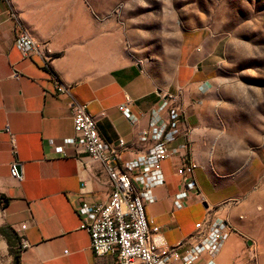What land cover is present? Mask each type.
Returning a JSON list of instances; mask_svg holds the SVG:
<instances>
[{
    "label": "crops",
    "instance_id": "1",
    "mask_svg": "<svg viewBox=\"0 0 264 264\" xmlns=\"http://www.w3.org/2000/svg\"><path fill=\"white\" fill-rule=\"evenodd\" d=\"M82 19L81 0H0V228L12 227L20 245L22 240L28 244L21 247V264H115L112 255H94L90 234L80 228L76 214L82 201L108 202L109 177L88 154L64 145L74 136L71 98L55 93L50 71L73 86V97L87 105L107 142H126L121 162L154 144L140 143L139 134L149 129L150 114L165 95L177 97L184 114L177 124L181 135L168 144L172 157L135 180L138 188L149 187L146 215L161 227L169 246L189 237L210 213L226 217L221 207L225 199L251 191L244 188L242 176L211 172V166L225 165L218 157L209 158L210 142L217 134V119L209 106L214 79L210 71L186 63L166 77L134 62L104 63L82 47ZM21 30L33 36L40 53L26 57L18 50L15 38ZM126 96L133 100L137 124L119 109ZM160 114L169 116L166 109ZM59 146H64V153L57 152ZM15 162L19 179L10 172ZM190 163L196 165L189 180L195 181L198 198L182 187L178 174ZM263 163L252 161L249 171H260ZM244 245L242 237L231 233L214 258L204 254L196 264H245ZM0 264H15L1 234Z\"/></svg>",
    "mask_w": 264,
    "mask_h": 264
},
{
    "label": "rangeland",
    "instance_id": "2",
    "mask_svg": "<svg viewBox=\"0 0 264 264\" xmlns=\"http://www.w3.org/2000/svg\"><path fill=\"white\" fill-rule=\"evenodd\" d=\"M81 7L82 47L104 63L134 62L166 77L190 63L213 75L209 158L225 167L210 169L242 176L251 189L225 199L221 219L244 239V263L264 264V163L249 171L264 160V0H81Z\"/></svg>",
    "mask_w": 264,
    "mask_h": 264
},
{
    "label": "built area",
    "instance_id": "3",
    "mask_svg": "<svg viewBox=\"0 0 264 264\" xmlns=\"http://www.w3.org/2000/svg\"><path fill=\"white\" fill-rule=\"evenodd\" d=\"M15 45L26 57L40 53L37 42L26 30L18 32ZM13 75L18 76L17 73ZM50 75L55 93L71 98L74 136L66 139L64 145L88 154L93 161L102 165L109 177L111 189L106 204L82 201L76 209L81 220L80 228L90 234V248L94 255L98 258L112 255L115 264H196L204 254L214 258L228 235L235 233L229 221L210 213L195 226V231L189 237L177 245L169 246L162 236L161 227L146 215L145 194L149 187L140 189L135 182L136 177L151 174L159 169L162 161L173 155L168 144L181 135L177 124L184 114L177 97L165 95L150 114L149 129L139 134L140 143L154 144L134 159L121 162V152L126 149V142L123 139L117 145L107 142L99 131L96 119L87 111V105L73 97V86L51 71ZM132 105L133 100L126 96L119 109L132 124H137L138 118L131 112ZM164 109L168 111L167 119L160 114ZM12 145L15 151L13 137ZM56 150L64 153V146ZM18 166V162L12 164L10 172L12 177L19 179ZM195 168L193 163L184 165L178 174L182 177V187L193 190L198 198L201 194L197 185L194 180H189ZM21 247H28L25 240H22Z\"/></svg>",
    "mask_w": 264,
    "mask_h": 264
},
{
    "label": "trees",
    "instance_id": "4",
    "mask_svg": "<svg viewBox=\"0 0 264 264\" xmlns=\"http://www.w3.org/2000/svg\"><path fill=\"white\" fill-rule=\"evenodd\" d=\"M7 204V200H4ZM0 234L7 240L10 253L14 256V263L21 264V245L18 233L12 227L0 228Z\"/></svg>",
    "mask_w": 264,
    "mask_h": 264
},
{
    "label": "water",
    "instance_id": "5",
    "mask_svg": "<svg viewBox=\"0 0 264 264\" xmlns=\"http://www.w3.org/2000/svg\"><path fill=\"white\" fill-rule=\"evenodd\" d=\"M18 173H19V175H20V171L18 170Z\"/></svg>",
    "mask_w": 264,
    "mask_h": 264
}]
</instances>
